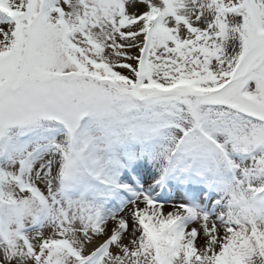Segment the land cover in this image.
Masks as SVG:
<instances>
[{
    "label": "snow or ice",
    "instance_id": "1",
    "mask_svg": "<svg viewBox=\"0 0 264 264\" xmlns=\"http://www.w3.org/2000/svg\"><path fill=\"white\" fill-rule=\"evenodd\" d=\"M0 264H264V0H0Z\"/></svg>",
    "mask_w": 264,
    "mask_h": 264
}]
</instances>
